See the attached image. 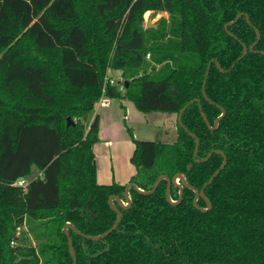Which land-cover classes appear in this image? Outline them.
Segmentation results:
<instances>
[{"label": "trees", "instance_id": "1", "mask_svg": "<svg viewBox=\"0 0 264 264\" xmlns=\"http://www.w3.org/2000/svg\"><path fill=\"white\" fill-rule=\"evenodd\" d=\"M148 11L168 16L148 28ZM109 68L123 89L107 81ZM102 94L176 114L171 142L129 129V182L143 191L178 173L201 189L224 156L201 160L226 155L205 188L211 209L187 186L169 202L163 178L149 194L131 187L128 208L114 200L119 225L91 238L118 218L111 195L127 204L126 184L97 180ZM187 104L186 129L178 116ZM200 105L212 126L225 110L215 130ZM170 196L179 200L177 185ZM28 218L40 220L30 226L35 244L18 234ZM67 222L81 232L69 229L78 264H264V0H0V264H73Z\"/></svg>", "mask_w": 264, "mask_h": 264}, {"label": "rangeland", "instance_id": "2", "mask_svg": "<svg viewBox=\"0 0 264 264\" xmlns=\"http://www.w3.org/2000/svg\"><path fill=\"white\" fill-rule=\"evenodd\" d=\"M162 16H168L166 12H158L156 14L151 13H145L144 18L145 22L151 21L152 23H156ZM112 77L115 80H122L121 71L119 70H113L112 68L108 69L107 77ZM105 97L103 94L99 98L98 101L94 103L93 111L94 114L97 111L100 110H106L105 108H101L100 102L102 98ZM123 103L124 106L120 107V103ZM114 109L115 116L107 119L104 118L103 125L104 130L109 131L113 127L114 132H119L121 134H125L127 136L128 141L127 142H121L118 143V145H115L111 148L113 156L110 157L106 154L108 150L105 146V149L103 150L102 156L99 159L100 165H102V170L105 171V176L108 179H111L110 181H114L115 174L122 175L124 178L126 175H128L129 170H126V166H129V163L132 164L130 156L133 155L135 144L132 139L134 136L137 139H146V140H163L167 142L174 141L177 137V133H174V131H170L166 125L164 124V121H161L160 119L157 121L156 117L157 114H160L162 117L164 113H154L151 114L143 112L139 110L135 103L128 99H120V98H112L109 109ZM116 110H119L116 111ZM176 116V114H175ZM72 118V117H71ZM175 118V117H174ZM174 119L171 120V122ZM129 129L132 130L133 136H131ZM173 133V134H172ZM120 134V135H121ZM119 135V136H120ZM37 170V169H36ZM35 170V171H36ZM36 174V173H35ZM107 178H103L104 181H107ZM39 219H30L28 218V222H25L18 230V234L20 237L21 242L24 244H35L36 241L33 238V234L30 231V226L32 223H38Z\"/></svg>", "mask_w": 264, "mask_h": 264}, {"label": "water", "instance_id": "3", "mask_svg": "<svg viewBox=\"0 0 264 264\" xmlns=\"http://www.w3.org/2000/svg\"><path fill=\"white\" fill-rule=\"evenodd\" d=\"M240 16H241V14L237 16L236 20H237ZM236 20H234V21H232V22H230V23L232 24V23H234ZM227 26H228V25H226V28H227ZM146 27H148V28H149V27H157V24L152 23L151 21H148V22L146 23ZM259 38H260V32L258 31V39H259ZM257 41H258V40H257ZM257 41H256V42H257ZM256 42L250 46V48H249L250 50H253V49H254V46H255ZM247 52H248V47H247V46H244V53H243V55H242L241 58H243V57L247 54ZM241 58H240V59H241ZM212 63H213V60L208 64V68H207V72H206V77H205L204 85H203V93H204V96H205V98H206L207 100H209V101H211V100L209 99V97H208V95H207V93H206V82H207V78H208L209 71H210V68H211V64H212ZM216 64H217V67H218L222 72H224V70L222 69L220 63H219V62H216ZM126 83H127V82H126ZM196 101L200 103V100H199V99H193V100L191 101V103L196 102ZM188 105H189V104L185 105V106L182 108V110L180 111L179 116H178V122H179V124H180L182 127H184V128H186V126H185L184 123H183L182 117H183V113L185 112V110H186V108L188 107ZM200 109H201V114H202V116H203L205 122L207 123L208 127H209L211 130H215V129L218 127V124H219L220 120L223 118V116H224L225 113H226L225 110L223 109V113H222V115H221L219 118H217V120L214 122V125L212 126V125L210 124V122H209V120H208V118H207L205 112L202 110V106H201V105H200ZM67 119H68V125H70V124H74V121L72 120L71 116H68ZM186 129H187V128H186ZM190 134H191L192 136H195L193 133H190ZM198 150H199V139L197 138V139H196V148H195V153H194V156H195V157H196L197 154H198ZM214 152L221 153V154L224 156V162H223V164L221 165V167L215 172V174L212 176V178H211V179H210V180H209V181H208V182H207V183H206L201 189L194 188L192 185H190L189 183H187L186 178H185V176H184L183 173H178L173 179L170 178L168 175H161V176L157 179V181L155 182L154 187H153L151 190H149V191H143V190L139 189L138 186H137L135 183H132V182H129L128 184H126V188H125L124 196H125V200H126L127 204L124 202L123 199H121V198L118 197L117 195H111L110 198H109V204H110L111 208H112V209L118 214V218H117V220L115 221V223L113 224V226H112L109 230H107L106 232H104V233H102V234H100V235H98V236L91 237V238H92V239H95V240L102 239V238H104L105 236L109 235L112 231H114V230L117 228V226L119 225V223H120V221H121V219H122V211H121L120 207H122V208H128V207H130L131 204H132V200H131V197H130V194H129V191H130V188H131V187L135 188V190H137L138 192L145 193V194H149V193L154 192V190L156 189L158 183H159L163 178L167 179V183H168V184H167V200H168L169 202H171V203H173V204H177V203L181 202V201H182V198H183L184 186H187V187H192V188L195 190V200H194V204H195L196 206H198L197 201H198L199 197H203V198L206 200L207 204H208V208L203 209V210H204V211H207V210L211 209L212 204H211V202L207 199V197H206V195H205V188L207 187L208 184H211V183L213 182L214 178L220 173V171H221L222 169L225 168V166L227 165V162H228L226 155H225L222 151H220V150H216V149L212 150V151H211V152H210L205 158H203L201 161H207V160L209 159V157H210ZM196 160H197V161H200V160H198V159H196ZM180 180L182 181L183 184L180 183ZM172 184L177 185V186L179 187V189H180V198H179V200H177V201L172 200V198H171V196H170V190H171ZM114 200H117V201H118L120 207H117V206L114 204ZM69 229L75 230L76 232H79V233H81V232H80L79 230H77V228H76L72 223H70V222H67V223L65 224V226H64V231H65V233H66V235H67V237H68L69 249H70L71 255L73 256V264H78L77 254H76V251H75V248H74V245H73V240H72V237H71V235H70ZM100 253H102V252H100ZM100 253L96 254L95 256L100 255Z\"/></svg>", "mask_w": 264, "mask_h": 264}, {"label": "crops", "instance_id": "4", "mask_svg": "<svg viewBox=\"0 0 264 264\" xmlns=\"http://www.w3.org/2000/svg\"><path fill=\"white\" fill-rule=\"evenodd\" d=\"M148 12L151 13L152 11H148ZM118 81H120V79ZM111 100H112V98L110 99V102H111ZM109 105H110V103L108 105L100 106L101 108H103V109L105 108L106 110H100V111L96 112V113H99V116H100V121H99L100 124H99V132H98L99 140L97 142H95L94 146H93V150L95 152L96 162H97V180L101 184H111L113 182H118L120 184H128L131 177L136 173V167L133 163L132 164L129 163V166L128 165L126 166V170H129L128 175H126L123 178L122 177L123 174L118 175L116 173L114 181H110L111 179H108L105 176V171L104 170L101 171L102 165H100V163H99V159L102 156L101 152H103V150L105 149V146L107 147L106 150H108L106 152V154L109 155L110 157H112L113 153H112L111 148L115 145H118V143L128 141V138H127V136H125L124 133L121 134V133L116 132V131L114 132L113 127L109 131L104 130V125H103L104 118L109 119V118L115 116L114 109L113 108L109 109ZM123 106H124V104L121 102L119 108L123 107ZM116 111L119 112V110H116ZM152 112L164 113L163 114V115H165L164 117H162L160 114H157L158 116L156 117V120L158 121L160 119L161 121H164V124L166 125V127L170 131H172V132L174 131V133H175L176 125H177L176 124L177 123V117L175 116L174 113L161 112V111H152ZM152 112H148V114L149 113L151 114ZM172 119H174V120L171 122ZM130 158H131V156H130ZM40 174H41V172L39 170H36V171L34 170V172L27 179L30 180L32 178L39 176ZM104 177L107 178V181L103 180Z\"/></svg>", "mask_w": 264, "mask_h": 264}, {"label": "built area", "instance_id": "5", "mask_svg": "<svg viewBox=\"0 0 264 264\" xmlns=\"http://www.w3.org/2000/svg\"><path fill=\"white\" fill-rule=\"evenodd\" d=\"M107 81H109L110 84L118 83V84H120V88L123 89V85H121L122 84L121 81H117L112 77H108ZM104 96L105 97H103L101 102H100V105H102V106L108 105L110 103V99H111V98L107 97L106 95H104ZM28 182H29V179H27V178L21 179L18 181V185H21V186L27 188ZM12 244H15V241H12Z\"/></svg>", "mask_w": 264, "mask_h": 264}, {"label": "bare ground", "instance_id": "6", "mask_svg": "<svg viewBox=\"0 0 264 264\" xmlns=\"http://www.w3.org/2000/svg\"><path fill=\"white\" fill-rule=\"evenodd\" d=\"M147 13H149V12H147Z\"/></svg>", "mask_w": 264, "mask_h": 264}]
</instances>
